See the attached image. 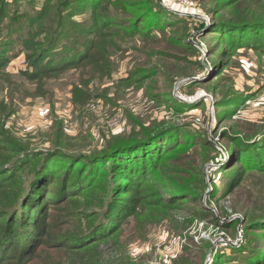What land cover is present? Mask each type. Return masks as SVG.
I'll return each mask as SVG.
<instances>
[{
    "label": "rangeland",
    "instance_id": "374dc122",
    "mask_svg": "<svg viewBox=\"0 0 264 264\" xmlns=\"http://www.w3.org/2000/svg\"><path fill=\"white\" fill-rule=\"evenodd\" d=\"M218 1L156 0L154 4L164 9L166 24H152L149 29L141 25L132 33L128 26L133 19L115 4L119 0H111L117 19L109 30L118 44H110L108 51L103 44L99 46L96 58L105 59L99 71L71 69L29 80L24 73L33 70L26 59L28 50L14 42L26 34L19 30L20 15L40 11L45 0H6L8 23L0 33V59L9 62L0 67V144L5 146L0 158L15 160L12 168L18 173L34 169V162L26 164L32 152L61 153L49 167L52 177L43 181L49 185L57 176L58 159L99 156L120 138L141 137V126L187 128L199 135L187 159L196 165L197 177L204 175L207 190L202 202L215 213L218 223L191 216L200 200L171 209L157 204L140 208L138 216L101 243L103 264H241L230 247L245 245L244 209L264 207V174L247 173L240 184L233 183L234 163L224 137L264 132V51L238 47L220 52L223 45L212 43L215 24L239 15L224 12L215 18L212 11L221 9ZM244 9L251 10L247 3L238 8ZM221 16L227 19L220 20ZM263 16L251 10L248 20ZM223 95L232 101L219 108ZM9 143L18 151H9ZM75 172L69 184L80 169ZM175 174L171 184L186 175L183 171ZM74 204L62 202L54 212L55 223L63 229L72 227L68 222L77 223L62 220L78 212ZM237 219L241 221L235 230L231 223ZM250 246L260 248V238ZM42 255L29 260L12 258L11 264H55L42 261ZM69 255L62 254L64 260Z\"/></svg>",
    "mask_w": 264,
    "mask_h": 264
},
{
    "label": "trees",
    "instance_id": "16d2710c",
    "mask_svg": "<svg viewBox=\"0 0 264 264\" xmlns=\"http://www.w3.org/2000/svg\"><path fill=\"white\" fill-rule=\"evenodd\" d=\"M155 1L119 0L115 4L121 7L124 15L133 19L130 26H125L134 33L141 25L149 29L152 24H166L164 9L154 4ZM245 3L255 16L264 15V0H219L221 9L212 11L215 18L224 12L239 15L214 26L212 43L223 45L222 53L238 47L264 51V16L249 21L251 10H238ZM0 4L3 13L0 15L1 33L8 23V5L6 0H1ZM111 6V0H45L40 11L20 15L22 26L19 30L26 34L20 35L14 43L28 50L26 59L29 67H33L32 71L24 72L25 76L35 80L51 73L87 67L99 71L100 62L105 60L96 58L99 46L103 44L108 51L110 44H118L109 30L117 19ZM54 8L56 12H53ZM219 19L227 18L221 16ZM230 43L231 48L227 50ZM32 49L34 52L29 54ZM57 50L59 55L55 58ZM8 62V58L0 59V67ZM230 101V97L223 95L217 106L224 107ZM141 128V137L133 134L120 138L99 156L82 160L70 156L58 159L57 176L49 185H44L43 181L46 176L48 180L52 177L54 171L49 167L61 153L32 152L26 164L34 162V169L24 175L12 168L15 160L0 158V264H11L12 258L29 260L40 253H43L42 261L49 259L55 264H103L106 260L100 250L101 243L112 238L132 217L138 216L140 208H152L157 204L171 209L177 204L202 202L207 190L204 175L197 177L196 165L187 159V151L195 145L194 138L199 135L187 128L179 131L176 127ZM224 144L234 163L233 183L240 184L247 173L264 174V132L228 135L224 137ZM7 147L9 151H18L10 143ZM4 148V144H0V151ZM77 167L80 173L75 182L69 184ZM243 170L246 172L241 173ZM176 171L186 175L171 184L175 182ZM76 197L82 200H74ZM73 201V207L80 213L67 214L62 220L73 219L79 224L68 222L72 227L63 229L55 223L54 212L60 203ZM191 216L218 223L215 213L203 202L196 206ZM243 219L245 245L230 249L239 255L241 264H264V207H246ZM240 221L231 223L235 230ZM255 238H260V248L250 246ZM63 253L70 255L64 260ZM75 255L80 259L73 258Z\"/></svg>",
    "mask_w": 264,
    "mask_h": 264
}]
</instances>
